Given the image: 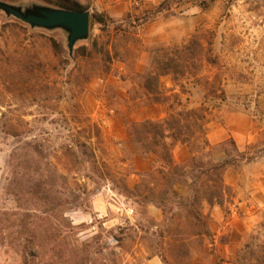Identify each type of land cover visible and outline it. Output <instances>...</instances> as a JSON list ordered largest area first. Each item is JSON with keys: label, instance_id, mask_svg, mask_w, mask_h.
Returning <instances> with one entry per match:
<instances>
[{"label": "rangeland", "instance_id": "374dc122", "mask_svg": "<svg viewBox=\"0 0 264 264\" xmlns=\"http://www.w3.org/2000/svg\"><path fill=\"white\" fill-rule=\"evenodd\" d=\"M89 1L90 20L104 23L90 22L71 56L63 30L0 11V264H260L264 0L183 2L147 22L163 0ZM194 36L201 62L161 76L155 103L140 77L155 70L150 56L167 60L165 50ZM191 110L198 119L183 129L186 142L130 135V124ZM162 145L180 165L191 156L231 162L227 202L201 204L205 235L180 207L188 190L172 192Z\"/></svg>", "mask_w": 264, "mask_h": 264}, {"label": "trees", "instance_id": "16d2710c", "mask_svg": "<svg viewBox=\"0 0 264 264\" xmlns=\"http://www.w3.org/2000/svg\"><path fill=\"white\" fill-rule=\"evenodd\" d=\"M213 0H163L161 1L153 12L150 13L144 22L149 21L155 15L165 13V18L173 16V6H178L183 2L197 3L202 9H207ZM68 2V1H67ZM55 1L54 5L63 9H70L76 11H85L90 6L89 0H84V3H80L78 0L70 1ZM172 13V14H171ZM91 23H104V17L100 14H94L91 16ZM53 53L58 56V46L53 44ZM156 51H163V48ZM165 56L167 60L159 59L158 56L152 55V60L155 63V70L153 66L145 74L141 75L142 87L147 93L152 95V101L155 103L162 102V96L159 92V78L163 75H177V69L181 67V64L186 65L188 61H191L192 65L201 62L204 47L201 44L198 37H192L187 43L178 47H174L172 50H165ZM147 94V95H149ZM195 110L186 112H176L169 117L161 120H145L140 123H133L129 126V132L132 138L141 140L143 138L158 139L172 138V141H182V131H189L192 124L197 122L198 117H195ZM184 123V124H183ZM161 159L164 162V169L167 167L168 174L172 175V192L175 185H181L188 190V194L179 198L180 207L186 209L187 217H192L195 221V226L199 228L196 235H205L208 233L207 222L205 221V215L202 214L201 204L206 202L208 205H218L223 207L227 202L230 195L228 187L224 184L223 174L226 168L231 164L229 160L214 162L212 160L203 161L195 156H191L183 165L177 164L173 156L171 155L170 148L162 145ZM241 155V154H240ZM164 169L159 173L166 177ZM170 175V176H171ZM168 179V178H167ZM166 181H171V179ZM207 218V217H206ZM198 224V225H197ZM260 264H264L262 261Z\"/></svg>", "mask_w": 264, "mask_h": 264}, {"label": "water", "instance_id": "95a60500", "mask_svg": "<svg viewBox=\"0 0 264 264\" xmlns=\"http://www.w3.org/2000/svg\"><path fill=\"white\" fill-rule=\"evenodd\" d=\"M0 11L14 17L30 28L61 29L66 33V47L71 56L76 42L88 38L90 16L88 11H76L33 4L15 6L0 1Z\"/></svg>", "mask_w": 264, "mask_h": 264}, {"label": "crops", "instance_id": "0c3cea01", "mask_svg": "<svg viewBox=\"0 0 264 264\" xmlns=\"http://www.w3.org/2000/svg\"><path fill=\"white\" fill-rule=\"evenodd\" d=\"M211 212H212V216H217V212H216V207L213 206L212 209H211ZM147 264H156V260L154 257H150L147 259L146 261Z\"/></svg>", "mask_w": 264, "mask_h": 264}]
</instances>
